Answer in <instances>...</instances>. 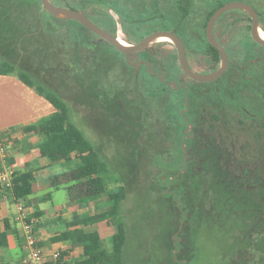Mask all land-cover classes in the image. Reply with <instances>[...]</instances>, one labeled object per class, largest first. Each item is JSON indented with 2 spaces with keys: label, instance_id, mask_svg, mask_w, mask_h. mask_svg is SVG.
I'll return each instance as SVG.
<instances>
[{
  "label": "trees",
  "instance_id": "1",
  "mask_svg": "<svg viewBox=\"0 0 264 264\" xmlns=\"http://www.w3.org/2000/svg\"><path fill=\"white\" fill-rule=\"evenodd\" d=\"M51 1L77 9H87L96 2L103 3L107 8L114 9L121 20L130 17V13L133 12L140 16L138 6L142 5V0ZM174 2L176 9L174 18L180 21L189 14L192 0ZM222 4L212 6L206 13L200 33L201 42L187 41L188 60L190 61L192 55L195 58L199 55H209L212 62L211 67L208 68L210 70L217 67L219 53L205 39L204 29L206 20ZM255 6L259 12L260 26L264 30V4L258 3ZM153 10L151 15L145 17V21L156 18L155 4ZM163 18L167 16L161 14V19ZM67 21L74 22L79 27L77 33H72L74 39L83 45H91V40H88L86 33L80 29L81 24L75 20ZM256 46L254 47L257 49L234 48L231 51L238 56L235 61H230L227 70L219 77L225 76L227 79L224 84L219 85L196 81L186 75L187 89L183 86L170 88L163 86L157 77L152 78L154 75H149L146 67H142L140 77L146 98L139 96L137 101L139 105L141 101L142 106H140L145 117L139 128L142 136L146 138L141 142L142 154L145 155L146 160H154L158 166L164 163L165 168L162 173H166L168 178L164 185L166 189L164 196L169 199V208H173L177 222L183 220L178 238L183 243L184 250L180 247L179 252L181 254L183 252L186 261L182 260L180 264H195L200 259V252L197 249L217 230L224 238L226 237L227 241L233 236L229 232L225 234L222 232L226 230L228 224L238 223L233 215L239 214V209L242 208L239 203L245 204L247 196L252 198V203H255L254 218L257 219L264 214V74L263 79L258 81L252 78L253 72L250 71L253 68L250 65L252 61L264 63V46L259 44ZM173 53L184 74L175 49ZM150 54L153 56V52ZM153 64L159 67L157 61L153 60ZM11 73H15L22 83L44 97L54 108L52 113L24 126L23 131H32L41 135L42 141L39 146L41 156L51 161L77 159L67 172V179L76 181L67 187L70 201L78 199H83L85 202L96 201L105 195L108 203L107 209L103 211L76 216L75 223L79 227L64 231L53 238L54 240L69 239L80 245L82 256L79 260L67 263L62 260L63 254H61L57 259L48 257L39 264H128L126 248L132 245V239L133 243H136L134 239L136 241L138 239V228H133L130 241L121 206L128 192L127 186L120 183L114 189L107 187L105 177L110 174L108 162L100 155L93 142L71 120L70 106L57 90L46 83L36 82L29 72L16 67L9 59L2 57L0 74ZM186 96L189 106L186 115L193 123L189 136L185 132L186 121L181 113V109L185 107ZM150 104L156 109L153 120H151ZM207 110L210 112L211 120L204 121L199 114ZM183 142L184 149L181 146ZM166 148L168 150H165ZM35 186L36 182L31 171L19 172L12 177L11 190L16 200H24L31 195ZM151 186L159 191L161 189L160 186L157 187L155 181H152ZM174 195L176 200L173 199ZM115 219H118L114 233L119 245L117 250L104 248L103 239L97 230H84L80 227ZM4 236V233H0V246L6 245L1 241ZM167 243L168 253L161 258V261L162 264H174V255L171 252L172 239L168 238ZM175 256H178V252Z\"/></svg>",
  "mask_w": 264,
  "mask_h": 264
},
{
  "label": "rangeland",
  "instance_id": "2",
  "mask_svg": "<svg viewBox=\"0 0 264 264\" xmlns=\"http://www.w3.org/2000/svg\"><path fill=\"white\" fill-rule=\"evenodd\" d=\"M174 1L142 0V5L138 6L140 16L133 12L130 17L124 18L125 21H120L116 12L103 3H93L88 7V13L92 19L112 31L120 30L117 24L120 22L126 31L123 32L124 36L130 39L128 42H132L136 37L134 30L138 27L157 30L171 26L176 17ZM231 1L254 4L252 0H192L189 14L180 20L182 27L176 29L184 41L187 59L188 38L194 34L189 40L201 42L200 33L208 10L218 3ZM154 4L157 8L156 18L145 21L144 18L154 11ZM161 14L167 18L161 19ZM55 18L44 10L39 0H0V55L29 72L36 82L46 83L58 91L70 106L71 120L108 162L110 174L105 177L107 187L114 189L120 183L127 186L128 192L121 206L130 241L133 228H138V239H134L136 243L132 239V245L126 248L128 264H162L161 258L167 255L169 249L168 238L172 239L174 264H180L182 260L185 262L183 252H179L181 248L184 250L183 243L178 238L183 220L177 222L173 208H169V199L164 196V185L168 180L166 173H162L164 163L158 166L154 160H146L142 154L141 142L146 138L139 128L145 117L142 103L140 101V106L137 101L139 96L146 98V93L142 88L141 73L135 77V70L124 63L120 53L104 42L96 41L91 45L77 42L72 33H77L79 27L74 22ZM245 24L246 18L238 8L226 11L216 24L217 35L226 47L231 62L238 56L231 53L234 48L246 50L255 46ZM124 36L120 33L121 38L124 39ZM167 42L170 41L158 40L150 44L157 51L153 60L157 61L159 67L163 66L169 79L188 81ZM188 62L198 72L210 68L212 63L209 55H199L197 58L192 55ZM250 65L253 67L250 70L253 72L252 78L258 81L263 79L264 63L252 61ZM226 80L223 76L204 83L219 85ZM151 104L152 113L149 112L153 120L156 109ZM201 114L200 118L204 121L211 120L208 110ZM70 168L68 166L65 170ZM152 181L161 187L160 191L152 188ZM75 182L66 179L41 191L40 194L51 192L50 198L36 205L46 210V218L64 209L65 203L71 202L67 187ZM106 198L103 195L95 202H85L83 199L75 202L88 206V211L92 213L107 209ZM246 198L245 204L239 203L242 207L239 214L233 215L238 223L228 224L222 232H229L233 236L227 241L217 230L197 249L200 259L195 264H264V214L259 211L261 215L255 219V203H252L251 197ZM173 199L176 200L175 195ZM116 222L118 219L101 221L83 228L97 230L103 239L102 246L117 250L119 245L114 236ZM64 227V223H60V229ZM66 250L62 253V260L67 263L72 250H76L71 253L72 258L79 260L82 256L80 245ZM176 252L178 256H175ZM65 255L68 257L64 258Z\"/></svg>",
  "mask_w": 264,
  "mask_h": 264
},
{
  "label": "crops",
  "instance_id": "3",
  "mask_svg": "<svg viewBox=\"0 0 264 264\" xmlns=\"http://www.w3.org/2000/svg\"><path fill=\"white\" fill-rule=\"evenodd\" d=\"M14 74H0V169L9 172L12 177L19 172L31 171L36 186L34 192L24 200H16L11 187L0 185V233H4L1 241L6 244L0 246V264H23L24 238L21 221L17 218V202L25 203L26 217L33 225L38 245L48 256L53 251L62 254L66 249H74L78 245L69 239L53 238L79 227L75 223L76 216L81 217L89 212V207L82 206L79 201L65 203L64 209L47 218L46 210L37 208L39 202L51 197L50 191L40 194L41 191L66 180L69 169L65 168L72 167L77 159L51 161L40 155L41 135L25 132L23 127L52 113L54 108ZM66 208L68 212L64 213ZM60 223H64L63 229H60ZM75 251L70 252L68 262L77 261L71 255Z\"/></svg>",
  "mask_w": 264,
  "mask_h": 264
},
{
  "label": "water",
  "instance_id": "4",
  "mask_svg": "<svg viewBox=\"0 0 264 264\" xmlns=\"http://www.w3.org/2000/svg\"><path fill=\"white\" fill-rule=\"evenodd\" d=\"M40 3L41 6L44 8V10L47 13H49L51 16L59 19H71L78 21L80 24L87 27L97 35L106 39L116 49H118L119 51L125 54L141 52L144 49H146L148 46H150L151 43L156 41L157 38L161 36H165L176 47L178 62L182 70L191 79L200 82H207L217 79L226 71L229 65V57L226 50L220 43L217 42V40L213 35V27L215 21L220 17V15H222L226 11L235 8L245 11L251 18V25H250L251 37L257 43L264 45V37H262L259 32L260 27H259L257 11L254 9L252 5L243 1L226 2L221 6H219L208 18L205 27V36L207 42L210 45H212L219 53V65L216 69L206 73L197 72L190 67V65L187 62L185 47L182 39L177 34L171 31L156 30L147 34L136 43H123L118 38L114 37L112 34L106 31L104 28L92 22L88 17H86L85 13L81 10L58 5L53 3L51 0H40ZM186 102L187 99L185 100V105ZM190 128H191V124H188V128L186 129V131H189ZM181 146L182 149H184V142L182 143Z\"/></svg>",
  "mask_w": 264,
  "mask_h": 264
},
{
  "label": "flooded vegetation",
  "instance_id": "5",
  "mask_svg": "<svg viewBox=\"0 0 264 264\" xmlns=\"http://www.w3.org/2000/svg\"><path fill=\"white\" fill-rule=\"evenodd\" d=\"M253 1V3L254 4H250V5H252L253 7H254V9L257 11V14H258V20H259V27H260V29H261V26H260V16H259V12H258V10H257V7L255 6V4H258V3H262V4H264V0H252ZM54 3V2H53ZM58 5H60V4H58ZM62 6H64V5H62ZM67 7V6H66ZM74 9H77V8H74ZM110 10H113L114 12H116L114 9H112V8H109ZM78 10H81V11H83L84 13H85V15H86V17H88L92 22H94L95 24H97L98 26H100V27H102V28H104L106 31H108L110 34H112L114 37H116V38H118L119 40H122V41H125L126 43H136V42H138L140 39H142L144 36H146L147 34H149V33H151V32H153V31H156V30H142L141 28H136L135 30H134V33L136 34V37H133L135 40L134 41H132V42H128L130 39L129 38H127L126 37V35L124 36V33L123 32H126L125 31V28H124V25L122 24H120V22H118L117 24L120 26V30H118V29H115L114 31H112L111 29H108V28H106V27H104L103 25H101V24H99L97 21H95V19H92L91 17H90V15H89V13H88V8L87 9H81V8H79ZM241 10V9H240ZM243 11V10H242ZM241 11V12H242ZM243 12H245V11H243ZM242 12V13H243ZM246 13V12H245ZM245 13H243L244 14V16H245V18H246V31H247V33H248V35L250 36V38L252 39V42H253V44L256 46V44H259V43H257L256 41H254L253 40V38L251 37V35H250V25H251V18H250V16L247 14H245ZM116 14L118 15V17H120L119 16V14L116 12ZM224 14V13H223ZM222 14V15H223ZM222 15H220V17L222 16ZM249 17V19H248V17ZM219 17V18H220ZM218 18V19H219ZM145 19V18H144ZM218 19L215 21V24H214V27H213V35H214V37H215V39L217 40V42L218 43H220L223 47H224V49L226 50V47L224 46V44L222 43V41H221V39L218 37V35H217V27H216V24H217V22H218ZM62 20H71V19H62ZM208 20V19H207ZM207 20H206V22H207ZM76 21V20H75ZM120 21H121V18H120ZM78 22V21H77ZM173 24L171 25V26H168V27H162V28H159V29H157V30H167V31H171V32H173V33H175V34H177L178 35V33H177V31H176V29H180L181 27H182V23H181V21H179V20H176L175 18H173ZM249 24V27H247V25ZM205 27H206V24H205ZM80 29L83 31V32H85L86 33V35L88 36V40H91V42L93 43V42H96V41H101V42H104V43H108V44H110L106 39H104V38H102L101 36H99V35H97L96 33H94L93 31H91L90 29H88L87 27H85V26H83L82 24L80 25ZM260 32L261 33H263L264 34V30L262 31V30H260ZM120 33L124 36V39L123 38H121L120 37ZM192 33H194V32H192ZM179 36V35H178ZM204 36H205V29H204ZM180 37V36H179ZM194 37V34H192V37H189L188 38V40L190 39V38H193ZM181 38V37H180ZM205 39H206V36H205ZM127 40V41H126ZM162 41H167V40H162ZM183 41V40H182ZM255 42V43H254ZM183 43H184V41H183ZM167 44H169V46H170V48L171 49H175L176 50V47L171 43V42H167ZM259 45H261V44H259ZM108 46H110V47H112V48H114V49H116L113 45H108ZM261 46H264V45H261ZM185 47V46H184ZM257 47V46H256ZM119 53H120V55H121V57H122V59H123V61H124V63L126 64V65H128V66H130V68H132V69H134L135 70V73H134V75L135 76H137V75H139L141 72H142V67L143 66H145L146 67V69H147V72H148V74L149 75H154V77L152 76V78H154V79H156L155 77H157L158 78V80L161 82V84L163 85V86H169L170 88H179V87H181V86H183L185 89H187V85H186V82L187 81H182V80H173V79H169L168 77H167V74H166V72L165 71H163L162 70V67L160 68V67H156V65L155 64H153V56H151V54H150V52H153V55L155 56V53H157V51H156V49H154V47H152V46H148L146 49H144L143 51H141V52H138V53H128V54H125V53H123V52H121V51H119L118 49H116ZM226 52H227V50H226ZM176 53H177V51H176ZM186 53V52H185ZM227 54H228V52H227ZM0 57H3V56H1L0 55ZM228 57H229V54H228ZM4 58V57H3ZM187 58V57H186ZM187 62H188V59H187ZM188 64H189V62H188ZM229 64H230V58H229ZM190 65V64H189ZM218 65H219V63H218ZM218 65H217V67H218ZM229 66V65H228ZM191 67V66H190ZM216 67V68H217ZM192 68V67H191ZM216 68H214V69H216ZM228 68V67H227ZM193 69V68H192ZM214 69H212V70H214ZM212 70H210V69H208L207 71H205V72H200V73H206V72H210V71H212ZM227 70V69H226ZM196 71V70H195ZM198 72V71H197ZM144 74V73H143ZM142 74V75H143ZM224 74V73H223ZM222 74V75H223ZM184 76H186V73L184 72V74H183ZM221 75V76H222ZM189 77V76H188ZM219 78V77H218ZM188 100V98H187V96H186V98H185V100ZM184 104H185V101H184ZM189 110V106L187 105V102H186V105H185V107L183 108V109H181V113L184 115V118H185V121H186V128H185V132H186V134L189 136V133H191L192 132V129H193V123L192 122H190L188 119V116L186 115L187 114V111ZM188 124H191V128L189 129V131H186V129L188 128ZM186 135V136H187Z\"/></svg>",
  "mask_w": 264,
  "mask_h": 264
},
{
  "label": "built area",
  "instance_id": "6",
  "mask_svg": "<svg viewBox=\"0 0 264 264\" xmlns=\"http://www.w3.org/2000/svg\"><path fill=\"white\" fill-rule=\"evenodd\" d=\"M0 185L11 187L12 175L0 169ZM17 218L21 221L23 238H24V249L25 254L22 259L23 264H39L44 259L51 257L57 259L61 254L58 251H53L51 256L45 255L42 249L39 247L35 237V231L33 225L27 219V212L24 205L20 202L16 204Z\"/></svg>",
  "mask_w": 264,
  "mask_h": 264
},
{
  "label": "bare ground",
  "instance_id": "7",
  "mask_svg": "<svg viewBox=\"0 0 264 264\" xmlns=\"http://www.w3.org/2000/svg\"><path fill=\"white\" fill-rule=\"evenodd\" d=\"M260 30H261V29H260ZM260 30H259V32H260ZM262 31H263V30H262ZM260 35H261L262 37H264V34L261 33V32H260ZM158 40H168V38L165 37V36H161V37H159V38L156 39V41H158ZM120 41L123 42V43H126L125 41H122V40H120Z\"/></svg>",
  "mask_w": 264,
  "mask_h": 264
}]
</instances>
